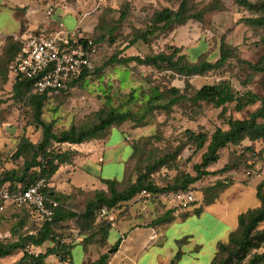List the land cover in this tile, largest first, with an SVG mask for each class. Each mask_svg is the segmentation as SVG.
Wrapping results in <instances>:
<instances>
[{
  "label": "rangeland",
  "instance_id": "rangeland-1",
  "mask_svg": "<svg viewBox=\"0 0 264 264\" xmlns=\"http://www.w3.org/2000/svg\"><path fill=\"white\" fill-rule=\"evenodd\" d=\"M84 1L86 0H82L83 6L79 5L78 9L73 10V6L70 8L76 15L88 14L90 27L93 29L88 35L97 41L101 35L105 38L97 43L98 52L94 62L96 72L74 85L70 92L53 95L46 100L42 119L46 122L55 121L57 132L72 124L91 126L97 121V112L101 109L113 107L142 114L153 89H158L159 93L170 99L172 96L169 90L172 88L178 89L181 95L192 97L205 85L227 84L234 93L250 92L258 98L264 97V27L248 23L247 19L256 18L258 14L241 6L237 0H188L192 13H202L201 19H192L184 25L160 30L149 38L148 43L141 40L133 43V39L137 32L149 29L153 12L164 8L176 10L184 0H91V3ZM74 26L72 25V28ZM222 41L227 48L234 50L236 56L230 58L222 68L203 76L187 78L176 74L165 64L156 68L116 62L119 58L129 56L146 57L160 52L170 54L171 47L175 46L181 48V54L185 55L189 62L215 63L220 57ZM12 84L10 79L6 85L0 84V173L3 170L21 169L23 159L14 161L11 155L23 135L34 143L41 138V130L30 125L34 118L27 100L11 98ZM260 106L261 102L257 101L237 112L234 103L228 104L227 112L221 118V108H214L208 103L194 105L188 100H182L168 110L156 109L148 114L142 123L127 121L114 125L108 133L118 131L126 142L125 181L120 185V190L128 180L130 182L135 179L136 167L138 170L143 169L165 154L173 155L174 160L172 168L169 162L152 174V180L158 187L172 184L176 175H195L193 166L201 162L204 149L195 151L196 145L189 140L188 132L212 134L218 127L226 129L229 118H247ZM64 148L68 146L65 145ZM229 149L230 147L221 152L219 161L210 167L211 170L217 171L229 163L236 168L234 175L243 173L251 178L263 173L264 162L263 166H260L263 161L261 155L253 156L252 152L248 153L244 148L236 149L235 152L239 154L233 155ZM261 149L262 153L264 145ZM85 169L77 168L75 178H78L80 172L94 178L101 173L99 165L93 170ZM32 171L37 172V169ZM116 171L117 166L110 165L101 176L110 174L107 178L112 179ZM248 171L250 175L247 174ZM222 175H211L196 183L194 190L197 193V201L191 206L200 205L204 199L203 193L207 192L209 185L223 177ZM122 178L123 173L118 180ZM75 182L78 183V180L75 179ZM254 182L250 181L247 185L234 182L221 194L216 205L228 204L230 199H234L231 196L240 192L241 201L233 206L231 214L258 206ZM94 184L95 187L100 186L97 181H94ZM95 187L89 185L84 190L79 188L74 192L72 207L76 213L84 210L86 202L93 197ZM240 188L242 190H239ZM104 189H107L106 186ZM207 198H210V195H207ZM145 200L149 199L136 197L134 201L137 203ZM156 200L158 205L154 213L159 214L166 206H163L158 198L152 199L154 203ZM235 201L237 198L234 203ZM212 211L213 206L199 216L188 217L183 228L179 229L187 234L180 235L177 241L179 247L187 253L185 257L191 258L200 254V263L210 259L212 239L206 227L212 219ZM174 223L175 221L166 226L168 236L174 232ZM15 224V214H11V211L0 213V242L14 240V236L19 233V229L13 232ZM73 230L74 224L70 223L63 231V237L71 238L74 235ZM196 244L200 245L197 249ZM45 248L42 250H46ZM256 252H264V247ZM23 253L24 250H19L13 256L6 257L3 262L0 259V264H12L18 261ZM252 254L235 264H249ZM83 255L84 249L80 245L71 249L74 264H79Z\"/></svg>",
  "mask_w": 264,
  "mask_h": 264
},
{
  "label": "trees",
  "instance_id": "trees-1",
  "mask_svg": "<svg viewBox=\"0 0 264 264\" xmlns=\"http://www.w3.org/2000/svg\"><path fill=\"white\" fill-rule=\"evenodd\" d=\"M237 2L258 14L256 18L247 19L248 23L264 27V0H257L256 3L246 0H237ZM201 17L202 13H192V7L188 0L182 1L176 10L171 8L155 10L151 17L149 29L144 32H137L133 43L140 40L148 43L149 38L160 30L168 29L174 25H184L192 19L200 20ZM104 38L101 35L98 41H104ZM98 41L95 40L96 44ZM21 46L22 43L13 38L7 40L0 55V84L6 85L10 79L13 82L11 98L20 101L27 100L32 108L34 118L30 125L41 130V138L36 143L26 135L20 138L11 158L14 161L23 159L21 169L3 170L0 173V187L7 184L11 190L26 188L39 178H44L49 184L59 167L71 163L78 155L76 150H71L69 147L64 148L65 145H77L90 140L104 139L114 125L127 121L142 123L146 116L156 109L168 110L182 100H188L194 105L208 103L212 104L214 108H221L222 111L219 115L221 118L226 114L228 104L234 103L237 112L257 101L261 102V106L247 118H229L226 129L218 127L212 134L189 131L188 138L195 143V151L204 149L201 162L193 166L196 174L176 175L172 184L165 187H158L152 180V174L157 169L165 167L169 162V166L172 168L174 156L171 154H165L163 157L155 159L143 169L138 170L136 167L135 179L130 182L128 180L122 190H120V185L125 181V177L121 181L103 179L102 183L107 189L94 190L93 197L86 202L84 210L80 213L73 210L72 195L57 193L49 185L44 189V195L58 202V206L54 209V216L50 221L45 220L38 225L34 221V214L31 210L17 209L13 205H7L3 210H0V213L11 211V214H15L16 224L13 232L19 229V233L14 236L12 241L0 242V259L13 256L15 252L24 250L22 257L12 264H46L45 260L50 256H57L61 261H67L72 245L63 242L62 233L69 227L70 223L74 224L75 229L84 237L85 241L95 240L104 244L112 223L106 218L98 219L99 209L105 207L114 211L119 210L120 215H123L127 213V209H123L125 204L134 200L142 191H148L154 199H159L160 196L168 195L171 192L194 190V185L203 178L211 175H222L234 169V165L227 163L220 170H210V167L219 161L223 149L230 145L241 146L245 140L251 142L264 140V97L258 98L250 92L245 94L234 93L227 84L205 85L198 89L192 97L181 95L178 89L172 88L169 90V94L172 96L170 99L159 93L158 89H153L142 114L113 107L101 109L97 112V121L91 126L72 124L57 132L55 121L46 122L42 119L45 102L53 95L48 92L34 93V79L10 74L9 65L20 52ZM171 50L172 53L170 54L160 52L146 57L129 56L119 58L116 62L119 64L136 63L137 65L156 68L165 64L176 74L190 78L203 76L212 70L220 69L225 66L230 58L236 56L234 50L227 48L224 41L221 42L220 57L215 63L208 61L192 63L187 60L185 55L181 54V48L173 46ZM95 72L96 67L84 71L82 75L71 82V86L84 81ZM244 149L250 150V147ZM252 154L257 156L260 155V152L252 151ZM34 168L37 169V172L33 173ZM232 184L233 180L226 176L209 185L207 192L203 193L204 199L201 206L196 208L194 213L199 215L203 205L207 206L213 203L218 199L220 193ZM207 195H210V198H207ZM256 196L260 206L248 209L239 215L237 229L230 233L226 243L218 245L210 264H235L247 259L253 252L249 264L264 262V252H256L264 247V225L260 228L264 224V180L257 185ZM172 212V210L166 211L153 222L170 221ZM46 243L52 245L43 253L34 255L26 251L27 247H41ZM119 243L113 247L115 250ZM109 257L110 255L105 253L98 260L87 264H107Z\"/></svg>",
  "mask_w": 264,
  "mask_h": 264
},
{
  "label": "crops",
  "instance_id": "crops-1",
  "mask_svg": "<svg viewBox=\"0 0 264 264\" xmlns=\"http://www.w3.org/2000/svg\"><path fill=\"white\" fill-rule=\"evenodd\" d=\"M84 2L91 3V0H89V2L87 0ZM79 5L83 6L82 0H0V55L2 54L3 48L9 38H13L15 41L22 43V40L30 34L54 32L59 29L60 23L64 24V29L67 31L75 30L84 35L90 36L88 34L91 33L93 29L90 27L91 20L88 14H74V8L78 9ZM70 6H73V10ZM72 25H75L74 28H72ZM263 142L264 140L256 142L245 140L241 146L230 145L229 150L233 152V155H238L239 152H235L236 149L250 147V150H247L248 153H251L252 151L260 152V155L263 157L260 166H263L264 151L261 153V148L264 145ZM68 147L71 150H76L78 155L71 163L61 165L56 174L50 180L49 186L54 188L57 193L73 196L74 192L79 188L84 190V188L89 185L95 187L94 181H97L100 184V186L95 187V189H104L105 185L102 183V180L109 179L107 177H110V174L104 177L101 175H103L104 170L110 165L117 166V171L114 173L112 179L121 181L118 180V177H120L122 173V179H124L126 142L120 132H111L104 139L90 140L82 144L68 145ZM229 147L225 149H228ZM98 165L100 166L101 173L99 176L95 177L96 179L88 175H82L81 172L78 178H75V171L77 168L93 170L96 169ZM262 168L264 170V167ZM234 172H237L236 168L224 173L225 175L223 174V177L220 178L230 176L233 183L239 182L246 185L250 184V181H255L256 192L257 185L264 180V171L261 175L255 177L252 176L251 178H248L243 173H237V175H234ZM75 179L78 180V183L75 182ZM239 190H242V188ZM224 191L220 193L218 199L213 203L207 206L203 205L202 209L203 212L213 206L212 219L208 221L206 227L208 234L212 239L209 260L200 263V254L192 256L191 258L185 257L187 253H185L177 244V241L179 240L178 237L186 233L179 229L183 228L188 217L197 215L194 213V210L200 207L201 203L198 206L194 205L182 211L176 209L168 200L160 196L158 200H160L166 208L159 214L158 212L154 213L158 201L156 200L154 203L152 199L135 203V198L128 202L123 208L127 209V213L123 214V216L120 215L119 210L115 211V220L112 223V227L108 232L104 244L95 240L85 241L84 237L80 235L78 230H73L74 235L71 236V238H63V242L72 245L70 248L69 259L65 262L68 264H74L71 256V249L74 246L80 245L84 249V255L79 264L94 262L105 253L110 255L107 264H210L216 254L218 245L220 243H226L230 233L237 229L239 215L246 212L248 209H252L248 208L245 211H237L234 214H231L233 206L241 201L240 192L235 196H231L234 197V199L237 198L235 203L234 199H230L228 204L216 205V202ZM137 197L141 198L140 195ZM259 206L260 202L256 207ZM168 210L173 211L170 215V221L164 223L153 222ZM174 221V232L171 236H168L166 226ZM118 242H120L119 246L115 250L113 247ZM51 245V243H46L41 247H31L32 253L34 255L43 253L46 250L43 251L42 248L46 247L45 249H47ZM195 246L197 249L200 245L196 244ZM110 250H113L111 254L109 253ZM4 259L6 258H3L1 261L3 262ZM45 262L46 264H61L63 261L57 256H50Z\"/></svg>",
  "mask_w": 264,
  "mask_h": 264
},
{
  "label": "built area",
  "instance_id": "built-area-1",
  "mask_svg": "<svg viewBox=\"0 0 264 264\" xmlns=\"http://www.w3.org/2000/svg\"><path fill=\"white\" fill-rule=\"evenodd\" d=\"M50 14V13H49ZM98 45L91 36L79 31H67L60 23L59 29L52 33L30 34L22 40L21 50L12 63L9 71L12 76H24L34 79V93L48 92L50 95H62L71 91V82L84 71L95 67ZM251 173L248 171L247 173ZM49 184L39 178L26 188L11 190L7 184L0 187V210L7 205L17 209H28L34 214V221L39 225L51 220L58 202L47 198L43 191ZM196 191L186 190L169 193L162 197L179 210H186L196 201ZM141 198L153 199L148 191H142ZM114 210L99 209L98 218H106L113 223ZM26 251L32 253V248ZM61 264H68L63 261Z\"/></svg>",
  "mask_w": 264,
  "mask_h": 264
},
{
  "label": "water",
  "instance_id": "water-1",
  "mask_svg": "<svg viewBox=\"0 0 264 264\" xmlns=\"http://www.w3.org/2000/svg\"><path fill=\"white\" fill-rule=\"evenodd\" d=\"M113 252V250H110L109 253L111 254Z\"/></svg>",
  "mask_w": 264,
  "mask_h": 264
}]
</instances>
